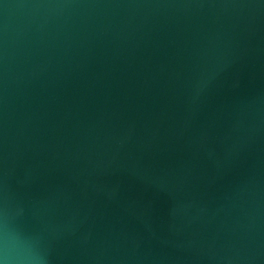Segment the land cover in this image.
<instances>
[{
	"label": "water",
	"instance_id": "obj_1",
	"mask_svg": "<svg viewBox=\"0 0 264 264\" xmlns=\"http://www.w3.org/2000/svg\"><path fill=\"white\" fill-rule=\"evenodd\" d=\"M0 264H264V0H0Z\"/></svg>",
	"mask_w": 264,
	"mask_h": 264
}]
</instances>
